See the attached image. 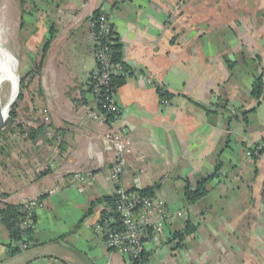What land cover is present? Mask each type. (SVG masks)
Segmentation results:
<instances>
[{
  "label": "crops",
  "instance_id": "1",
  "mask_svg": "<svg viewBox=\"0 0 264 264\" xmlns=\"http://www.w3.org/2000/svg\"><path fill=\"white\" fill-rule=\"evenodd\" d=\"M42 1L29 11L35 32L26 53L28 84L34 81L33 96L41 94V109L53 114L48 122L34 118L48 132L19 150L14 172L0 163V207L27 203L30 210V200L37 202L23 240L10 243L0 221V264H132L104 243L98 223L107 204H93L118 186L109 176V121L128 128L121 185L139 191L159 184L154 197L172 214L146 241L139 264H222L212 257L215 243L244 252L242 261L233 255L226 264L263 263L251 249L264 255V150L247 152L264 141V93H252L256 77L264 81V0L249 12L245 0H66L65 65H56L50 48L41 54L57 25ZM98 10L109 14L132 72L116 95L122 114L103 122L87 115L98 110L89 90L96 66L91 18ZM216 172L207 193L189 203L186 189ZM248 215L255 219L247 228ZM187 220L196 231L178 246L173 234Z\"/></svg>",
  "mask_w": 264,
  "mask_h": 264
},
{
  "label": "built area",
  "instance_id": "2",
  "mask_svg": "<svg viewBox=\"0 0 264 264\" xmlns=\"http://www.w3.org/2000/svg\"><path fill=\"white\" fill-rule=\"evenodd\" d=\"M92 34L95 41L96 66L92 71L89 80V90L103 112L99 110H87L92 119L103 122L109 121L108 114L116 117L122 114V110L116 102V95L119 86L112 82V76L119 72L121 65L113 62L111 45L116 40L109 14L101 10L99 14H93L91 18ZM147 82L153 83L151 79ZM163 103H168L167 98H161ZM43 120L49 121L48 109H42ZM48 113V114H47ZM34 122V121H33ZM111 123L105 139L108 141V148L114 151L115 162L109 170L111 179L118 182L116 194L119 200L115 208L106 206L109 215H101L98 229L101 232L104 243L111 251H117L125 255L130 263L140 259L145 251V243L150 238L151 232L161 233L166 223L172 218L170 210L165 202L159 198L142 196L139 193L131 192L121 185V176L127 170L128 164L125 154L130 151L127 145L126 136L128 128L125 125L116 126ZM53 132H49L52 136ZM264 150V141L255 144L248 149L250 156H259ZM37 204L30 200V210H27V203H22L23 210L27 213L21 227L25 230L33 226V213L31 209Z\"/></svg>",
  "mask_w": 264,
  "mask_h": 264
},
{
  "label": "rangeland",
  "instance_id": "3",
  "mask_svg": "<svg viewBox=\"0 0 264 264\" xmlns=\"http://www.w3.org/2000/svg\"><path fill=\"white\" fill-rule=\"evenodd\" d=\"M34 1L35 0H0V59L2 61H5L10 66V71L13 75L12 82L9 80H6L7 82L0 81V97L2 101V107H4V112L7 111V104L13 99L16 85H18V81L20 85L21 77L26 75L27 72H29V64L26 59V53L27 47H29V42L31 41L32 37H34L32 36V34H34L35 32V26L33 25L34 21L32 19V14H30V7H36L34 6ZM254 2L256 3V0H245L246 12L253 10ZM41 6L48 10V13L51 18L56 17L55 20L57 22L56 29L52 32V35L54 36L53 39L50 40L48 38H45L43 40L40 46L41 54L43 55L45 45L48 43L47 50L49 48L51 49L54 57L56 58V65L64 62L65 65L66 30H64V27L66 26V23L64 22H66V0H43ZM23 17H25L26 20L24 28L21 27ZM33 82L34 81H32V83L29 82V84H27V87L24 89V96L20 100H16V102L18 103L17 122L23 124V126L36 124L33 123V121L36 116L38 117V115H40L41 119L43 120L44 114L41 113L42 109L40 107V104L43 102V98L41 94H37L36 97H34L35 95L33 96V92H36V88H34ZM47 109L49 113L47 114L52 115L53 110H51L50 107H47ZM47 128L48 125L47 123H45L44 135H46L48 132ZM7 136L8 138L7 140L3 141V144L6 146L9 145L10 147L11 145H13V147L10 149V147L7 146V150H5V152H1L0 163L8 165V168H11L10 170L14 172V167L16 166L18 161H21V158L19 157V150H23V148H29L31 142L25 139L24 136L19 134L18 129L16 132L9 131L7 133ZM47 138L50 139L52 138V136L48 135ZM47 138H45L46 141L48 140ZM33 155L34 154L30 153V156H32V159L34 160L36 158ZM22 165H25L28 169H30V164L28 162L24 161ZM3 194L5 195V193ZM254 219L255 217L253 215H248L244 219L242 226L248 228L249 224L253 222ZM240 244L244 245L246 244V242H240ZM212 249H214L212 257L215 260L221 261L222 264L230 262L231 259L229 257L233 255H236L238 261H240V258L242 261L244 252L239 255L237 254V252L240 251H237L236 248H231L229 245L227 246L224 244L221 245L220 243H215V246ZM261 249L262 248L251 249V251L253 255L255 254L257 258H259L260 260L263 259L262 261H264V255ZM248 257H250V254H248ZM251 257L254 258V256ZM248 262L249 264H252L249 258ZM256 264H264V262L261 263L260 261H257Z\"/></svg>",
  "mask_w": 264,
  "mask_h": 264
},
{
  "label": "trees",
  "instance_id": "4",
  "mask_svg": "<svg viewBox=\"0 0 264 264\" xmlns=\"http://www.w3.org/2000/svg\"><path fill=\"white\" fill-rule=\"evenodd\" d=\"M100 10L96 11L95 14H99ZM114 32V31H113ZM115 33V32H114ZM48 48V43L45 45L44 51H46ZM112 53H113V62L116 64L121 65V69L118 73L112 76V82L117 84L119 87L122 86L126 82V77L129 74H132L129 66L124 62L123 60V46L119 42L118 37H116L115 42L111 45ZM41 65H37L36 69L39 70ZM36 70V71H37ZM32 72H28L26 75L22 76L20 79V92L17 98V101L20 100L24 96V89L27 87V80L30 79ZM160 95L162 98H167L168 94L163 89H159ZM253 95L259 99L263 93H264V81L263 76L256 77L254 83H253V89H252ZM168 99V98H167ZM17 105L18 103L15 102L12 110L10 111V116L8 117L7 121L5 122V128L3 129L0 137V155L1 152H5L7 150V146L4 145L3 141L7 140L8 136L7 133L10 132H16L17 129L19 130V134L25 137V139L29 140L31 143H36L37 140L44 135L45 132V124H32L29 126H23V124L17 122ZM98 110L103 112V109L98 106ZM108 119H114L116 117L114 114H108ZM9 144V143H8ZM11 144V143H10ZM10 147V146H9ZM13 147L11 145L10 149ZM10 151V150H9ZM10 153V152H9ZM29 151H27V154L30 156ZM219 168V166H218ZM217 172L202 180L198 186L194 189L188 187L185 191V197L186 200L189 203H193L200 199L202 196H204L207 193L206 183L209 181L213 176H216ZM159 186V184L139 190L134 191L130 190L131 192L139 193L142 196L146 197H154L155 189ZM119 200V196L117 194L110 195L103 197L101 199H98L93 202L94 205L106 203L108 207L115 208L116 204ZM22 204H15V203H5L2 207H0V221L1 223L7 228L10 236V243L12 242H19L23 240L24 235L26 232L29 231L30 228L23 229L21 227L22 222L24 221L26 217V212L23 210ZM91 210V209H90ZM103 216L109 215V212L107 208H105L102 212ZM33 220H35V216L33 215ZM196 231V225L193 224L191 220H187L186 225L183 230L177 231L173 234V240H177V245L180 246L182 242L186 239L187 236L194 233ZM153 232H151V235ZM17 249L11 246V252L14 253ZM145 256V251L142 254L141 258L135 261V264H139L141 260H143V257Z\"/></svg>",
  "mask_w": 264,
  "mask_h": 264
},
{
  "label": "bare ground",
  "instance_id": "5",
  "mask_svg": "<svg viewBox=\"0 0 264 264\" xmlns=\"http://www.w3.org/2000/svg\"><path fill=\"white\" fill-rule=\"evenodd\" d=\"M18 77H19V75H18ZM12 78H13V75L10 71V66L5 61H2L0 59V81H6V80L8 81L9 80L12 82L13 81ZM14 83H16V82H14ZM18 90H19V81H18V85H16V89H15L13 99L7 104V111L6 112H4V107H3V112H4L5 118L8 117V115L10 114V105L15 100L16 96L18 95Z\"/></svg>",
  "mask_w": 264,
  "mask_h": 264
},
{
  "label": "water",
  "instance_id": "6",
  "mask_svg": "<svg viewBox=\"0 0 264 264\" xmlns=\"http://www.w3.org/2000/svg\"><path fill=\"white\" fill-rule=\"evenodd\" d=\"M19 91H20V85H19L18 95H19ZM18 95L16 96L15 100L11 103L10 111H11L14 103L16 102V100L18 98ZM6 119H7V117L5 118V116H4L3 107H2V101H1V97H0V137H1V133H2V131L4 129Z\"/></svg>",
  "mask_w": 264,
  "mask_h": 264
}]
</instances>
